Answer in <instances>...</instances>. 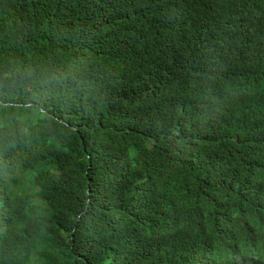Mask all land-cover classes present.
Listing matches in <instances>:
<instances>
[{
    "label": "trees",
    "instance_id": "1",
    "mask_svg": "<svg viewBox=\"0 0 264 264\" xmlns=\"http://www.w3.org/2000/svg\"><path fill=\"white\" fill-rule=\"evenodd\" d=\"M0 264H264V0H0Z\"/></svg>",
    "mask_w": 264,
    "mask_h": 264
}]
</instances>
